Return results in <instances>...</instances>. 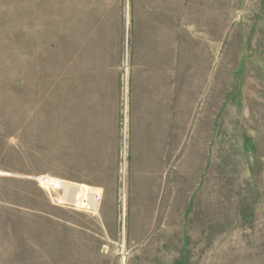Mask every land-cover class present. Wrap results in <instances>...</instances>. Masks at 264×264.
I'll return each instance as SVG.
<instances>
[{
	"label": "rangeland",
	"instance_id": "obj_1",
	"mask_svg": "<svg viewBox=\"0 0 264 264\" xmlns=\"http://www.w3.org/2000/svg\"><path fill=\"white\" fill-rule=\"evenodd\" d=\"M128 16L129 0H0V264H264V0H227L222 40L197 24V87L211 83L225 95L211 134L197 130L196 160L210 164L198 174L197 162L195 206L211 218L209 232L196 227L192 238L123 230ZM116 20L126 33L119 53ZM87 179L105 188L95 214L78 204L95 193L76 183ZM125 239L147 241L125 248Z\"/></svg>",
	"mask_w": 264,
	"mask_h": 264
},
{
	"label": "crops",
	"instance_id": "obj_2",
	"mask_svg": "<svg viewBox=\"0 0 264 264\" xmlns=\"http://www.w3.org/2000/svg\"><path fill=\"white\" fill-rule=\"evenodd\" d=\"M199 1L202 6L200 3L197 6V0H129L126 180L129 214L124 232L149 234L170 231L186 233L187 238H192V234L198 231L209 232V210L197 215L195 206L197 162L198 174H205V166L210 164L206 160H196L197 130L203 137L211 134V122L222 110V95L225 93L221 87L219 90L217 86L212 87L211 83L204 90L203 87L198 88L199 61L195 46L199 21L201 25L206 22L211 26L207 39L218 41L222 36L227 37V0ZM117 20L115 35L119 53L126 33L124 21L122 27ZM109 35L112 42V18ZM199 38H205L203 31ZM112 87L110 116L117 129L116 80ZM200 89L204 101L198 108L197 97L201 93L197 95V90ZM213 102L217 104L214 107ZM77 104V133L80 138V102ZM85 154L88 156V152ZM89 159L86 166L93 172L98 162L93 161L91 153ZM76 183L104 196L102 182L87 179ZM101 214L104 215L103 208ZM225 217L221 214L219 222ZM200 226L202 230L197 231L196 227ZM226 234L221 233L220 243L225 241ZM134 239H125L128 243L125 248H142L141 243L147 241Z\"/></svg>",
	"mask_w": 264,
	"mask_h": 264
},
{
	"label": "built area",
	"instance_id": "obj_3",
	"mask_svg": "<svg viewBox=\"0 0 264 264\" xmlns=\"http://www.w3.org/2000/svg\"><path fill=\"white\" fill-rule=\"evenodd\" d=\"M124 101L123 103H125V101H127V98H128V87H127V84H126V88H125V91H124ZM125 111H126V103H125ZM123 112V111H122ZM123 125H124V136H125V129H126V136H125V139H126V142H125V139L123 138V148L121 150V181L123 183V188H125L124 186V182H125V171H126V163H127V149H128V146H127V121L125 120V118L123 119ZM68 187V186H66ZM65 187V188H66ZM86 197L89 199V200H92V201H89V200H86V198H81L80 201L78 202L79 206L81 209L91 213V214H95L96 213V210H97V205L99 204L100 202V194H97V193H88L86 194ZM57 202H61L62 199L61 198H57L56 199ZM125 201V195L123 197V202H122V213H120L121 217L123 216V203ZM91 202H94L95 205L93 206ZM121 206V204H120Z\"/></svg>",
	"mask_w": 264,
	"mask_h": 264
}]
</instances>
